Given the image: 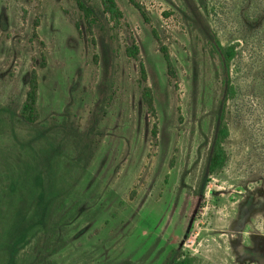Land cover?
Wrapping results in <instances>:
<instances>
[{
	"label": "rangeland",
	"instance_id": "rangeland-1",
	"mask_svg": "<svg viewBox=\"0 0 264 264\" xmlns=\"http://www.w3.org/2000/svg\"><path fill=\"white\" fill-rule=\"evenodd\" d=\"M116 1L110 41L73 0H0V264H163L173 249L264 264V0H135L145 15ZM206 27L238 55L228 163L200 197L223 90ZM33 70L30 125L19 112Z\"/></svg>",
	"mask_w": 264,
	"mask_h": 264
},
{
	"label": "trees",
	"instance_id": "trees-1",
	"mask_svg": "<svg viewBox=\"0 0 264 264\" xmlns=\"http://www.w3.org/2000/svg\"><path fill=\"white\" fill-rule=\"evenodd\" d=\"M79 11L82 13L83 18L86 20L88 31L94 34L95 29L102 34L103 38L108 37L111 41L114 38L115 31L120 26L122 19L124 18L123 12L119 8L116 0H73ZM141 13L145 15L143 7L135 0H129ZM205 2H201L204 9H206ZM198 20H202V12L200 6L197 9L191 11ZM195 23V20L193 19ZM209 33L208 43H211V47L218 57L220 66L222 68L221 84L223 87L222 97L218 102L216 111L214 113V119L216 123L215 132L210 142L209 152L205 163V169L202 176V183L200 186L199 195L203 197L210 179L222 173L228 163V153L225 148V144L230 137V128L228 123L227 106L228 102L236 97V88L231 79V66L233 61L238 55L237 46H223L216 34L211 33L210 29L206 27ZM114 32V33H113ZM102 38V43L105 40ZM106 53L108 54L109 46H105ZM110 51V50H109ZM164 58L168 66V73L170 76H175L173 63L166 48H162ZM127 53L130 57L137 58L139 56V49L134 43L128 48ZM44 59V58H43ZM140 85L142 88V97L148 108L152 113L155 112L154 95L151 88L145 86L147 82V75L145 67L141 64L140 68ZM39 76L36 70H33L30 74L28 81V91L26 99L19 112L20 119L30 125L36 124L40 118L39 115ZM153 134L157 135V130L153 131ZM194 214L197 213V208H194ZM26 235L22 237L24 239ZM19 253L18 244H14L9 248L10 261L13 263ZM163 264H198L197 259L189 254H186L180 249H173L167 256Z\"/></svg>",
	"mask_w": 264,
	"mask_h": 264
}]
</instances>
